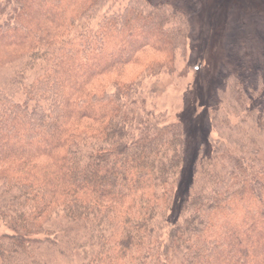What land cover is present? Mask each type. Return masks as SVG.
<instances>
[{"label":"trees","instance_id":"obj_1","mask_svg":"<svg viewBox=\"0 0 264 264\" xmlns=\"http://www.w3.org/2000/svg\"><path fill=\"white\" fill-rule=\"evenodd\" d=\"M109 1L0 0V261L67 239L80 264H264L260 70L224 74L207 102L215 143L184 170V125L134 107L140 80L185 54L189 14L129 0L90 29Z\"/></svg>","mask_w":264,"mask_h":264},{"label":"rangeland","instance_id":"obj_2","mask_svg":"<svg viewBox=\"0 0 264 264\" xmlns=\"http://www.w3.org/2000/svg\"><path fill=\"white\" fill-rule=\"evenodd\" d=\"M168 1L180 6L190 17L191 30L186 40L185 54L176 58L172 73L140 80L137 100L141 102L138 101L134 108L138 113L150 111L162 124L181 122L184 125V170H188L196 151L201 147L208 152L217 138L216 131L209 126L207 102L224 74L237 71L239 65L245 62L249 72L260 70L264 83V0ZM128 2L110 0L94 20H85L84 23L90 29H95L104 15L122 11ZM2 20L0 16V23ZM9 75L7 69L3 70L0 82ZM166 217L168 221L160 225L161 237L173 218L170 210ZM50 227L60 234L69 230L58 222ZM80 228L74 226L69 237L79 243L85 236ZM9 232V227L0 221V236ZM66 241L57 248H34L33 264H80V250L73 249ZM0 264L17 262L10 258L5 263L0 261Z\"/></svg>","mask_w":264,"mask_h":264}]
</instances>
